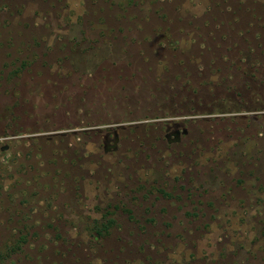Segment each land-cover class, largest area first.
Returning <instances> with one entry per match:
<instances>
[{
	"label": "rangeland",
	"instance_id": "374dc122",
	"mask_svg": "<svg viewBox=\"0 0 264 264\" xmlns=\"http://www.w3.org/2000/svg\"><path fill=\"white\" fill-rule=\"evenodd\" d=\"M0 264H264V0H0Z\"/></svg>",
	"mask_w": 264,
	"mask_h": 264
},
{
	"label": "trees",
	"instance_id": "16d2710c",
	"mask_svg": "<svg viewBox=\"0 0 264 264\" xmlns=\"http://www.w3.org/2000/svg\"><path fill=\"white\" fill-rule=\"evenodd\" d=\"M103 228L107 229L108 227L107 226H104ZM14 251V249L12 250V252Z\"/></svg>",
	"mask_w": 264,
	"mask_h": 264
}]
</instances>
